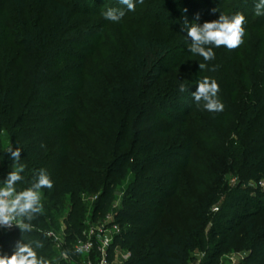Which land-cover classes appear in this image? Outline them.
Returning <instances> with one entry per match:
<instances>
[{
  "label": "trees",
  "instance_id": "16d2710c",
  "mask_svg": "<svg viewBox=\"0 0 264 264\" xmlns=\"http://www.w3.org/2000/svg\"><path fill=\"white\" fill-rule=\"evenodd\" d=\"M0 1L18 13L36 3L52 16L47 30L21 26L6 39L24 55L11 57V44H0V180L5 184L14 170L6 152L11 146L21 149L24 165L16 194L33 188L42 170L53 182L39 190L41 211L21 218L31 227L7 237L23 234L40 264H61L52 259L46 231L58 224L64 198L71 203L65 219L71 242L88 216L84 198L96 197L90 212L96 220L110 209L117 185L127 182L116 213L123 228L111 247L112 254L117 244L129 246L125 264H189L197 249L207 250L209 264H219L234 241L250 251L248 264H264V15L255 14L257 0H137L135 11L119 0L105 6V0ZM110 8L125 14L118 22L105 19ZM237 13L246 18L243 44L214 48V59L199 56L179 72L194 55L185 21L202 25ZM110 23L135 26L124 49L115 44L110 50L104 36L111 35ZM143 28L150 35L139 33ZM204 77L219 84L222 112L196 104L192 94ZM196 168L212 178L202 200L183 187ZM229 175L239 183L210 214L229 189ZM252 180L258 200L239 191ZM177 196L186 197L194 213L193 229L166 219L167 202ZM15 250L5 245L0 257Z\"/></svg>",
  "mask_w": 264,
  "mask_h": 264
},
{
  "label": "rangeland",
  "instance_id": "374dc122",
  "mask_svg": "<svg viewBox=\"0 0 264 264\" xmlns=\"http://www.w3.org/2000/svg\"><path fill=\"white\" fill-rule=\"evenodd\" d=\"M107 1L108 0L104 1V6L106 5ZM51 18L52 16L50 15V13H48L47 10L42 9L36 3H32L22 13H18L14 8L10 7L9 5L4 6L2 4V1H0V44L3 42L7 43L8 45L11 44L6 41L9 37L12 36L15 31L20 29L21 26H24L23 28H28L31 31L36 32L39 29L38 26L43 24L44 28L47 30ZM75 18L80 19L81 16H76ZM192 19H196V16L192 17ZM93 23L97 24V21ZM107 26L108 29L113 26L111 35H107V33L106 35L104 34V36H107L106 41L108 45L111 46L110 50H112L115 44L116 46H118V48L124 49L132 38V34L134 33V31H136V29L134 28L135 26L132 25L110 23ZM138 31L143 35H150L149 30L145 28L139 29ZM9 46L11 48L7 51L9 54H11V57L20 56L22 54L24 55V53H22L20 50L15 49L12 44ZM103 50L104 49L100 50V52H102ZM198 60V55H192L186 60L185 64H183L179 68V72L185 73V70L188 67L191 68L195 66ZM30 61L31 63H33V60H26V62ZM200 146L205 149L203 145L200 144ZM194 155L198 159L199 157H201L197 152H194ZM200 161L202 160L200 159ZM202 170L203 169L201 168L194 169L193 172H189L187 174L183 181V187L187 188L189 196H195L196 198H198V200H202L207 197V194L210 189L208 182L212 181L210 180L212 178L200 175ZM196 173L198 175H195ZM226 183L228 184L229 189L225 191V193L223 192L224 194H220L221 196L219 197V199L209 209L210 214L215 215L218 212L221 205H223L225 202L226 195L230 192V190L234 189L238 185L239 180H237L235 176L229 175V177L226 178ZM126 185L127 182H122L117 185L115 189L114 199L111 202L110 209L104 213H100L96 220H94L91 217L92 215L90 214L92 210L91 204L95 201L96 197L88 196L84 198L85 203L88 205V216L82 221L83 226H81L79 233L74 236V240L71 242L68 241V236L72 232H70V230L68 229V225L65 223V219L71 209V203L68 197L64 198V202L58 212V215H60V218L58 219V224L51 225V228L46 231V235L53 242L54 257H52V259H54V261L61 264H87L89 260H91L92 262H96L98 260L99 254L97 251H93L91 254H78L75 252V247L79 239L83 241L91 240L96 246H100L102 244V241L107 237V235H109L110 238L114 237L113 234L106 232L107 229H111L114 224H118L119 229L123 228L118 222L116 213L122 205V199L125 194ZM4 186L5 184H3L0 180V188H3ZM258 186V182L256 180H252L250 181L249 185L242 186L239 191H247L251 197L256 198L258 196ZM262 188L264 189V186H262ZM221 189H223V187ZM167 203L168 204L165 216L169 224H174V226H176L178 229H193L192 226L189 227V216L191 217L192 215H194V213H188L186 197L180 198L179 196H177L168 200ZM211 226L212 222L209 224V227ZM18 229L21 228L18 226ZM52 232L55 234L54 236L52 234L49 235V233ZM7 233L9 232L0 231V250L4 249L5 245H9L10 247L15 246V252H17L20 247L24 246V235H18L17 237L16 234L14 237L9 238L6 235ZM54 242L57 243L58 247H55ZM233 243H235V241L227 247V249L219 260V264H248L247 258L250 255V251L236 247ZM64 255L69 256V259L64 258ZM131 255L132 253L130 251L129 246H126L124 244H117L115 255H112L111 264H125L131 258ZM207 256V250L197 249L191 253L192 258L190 259L189 264H209Z\"/></svg>",
  "mask_w": 264,
  "mask_h": 264
},
{
  "label": "clouds",
  "instance_id": "9594fccd",
  "mask_svg": "<svg viewBox=\"0 0 264 264\" xmlns=\"http://www.w3.org/2000/svg\"><path fill=\"white\" fill-rule=\"evenodd\" d=\"M120 4L127 7L129 11H135L137 0H119ZM143 3L144 0H138ZM121 9L110 8L104 12L105 19L118 22L123 16ZM255 14L264 15V0H257L255 3ZM245 16L237 13L234 15L221 14L219 19L206 21L202 25L196 22L188 23L185 21L184 28L187 37L190 39V52L203 58L204 61H210L215 58L214 48L221 46L228 50H234L243 44V38L246 34L244 28ZM200 69L206 68L205 63H199ZM213 70H215L213 68ZM187 87L180 84L179 92L184 93ZM220 86L215 79L204 77L198 81V87L192 94L197 105L203 102V108L212 113H219L224 110V104L218 98ZM6 152L11 154L14 162L13 171L8 174L7 181L3 188H0V225L10 226L13 222L23 229L31 226L21 219L28 215L31 219V212L41 211L40 193L42 188L51 189L53 182L45 171L39 173L38 182L33 188L24 190L18 194L15 193L14 185L22 179L20 173L24 171V165L20 163L21 149L10 146ZM63 255V254H62ZM0 264H40L37 261L35 253L27 246H22L11 256L0 257Z\"/></svg>",
  "mask_w": 264,
  "mask_h": 264
},
{
  "label": "built area",
  "instance_id": "2783aa9c",
  "mask_svg": "<svg viewBox=\"0 0 264 264\" xmlns=\"http://www.w3.org/2000/svg\"><path fill=\"white\" fill-rule=\"evenodd\" d=\"M264 186V182L260 183ZM18 229V224L13 222L10 226L8 225H0L1 232H12ZM121 229H119L118 224H114L111 229H107L106 232H109L114 235V237L110 238L109 235L102 241L100 246H96L93 241H83L81 239L78 240L77 245L75 247V252L78 254H91L93 251H97L99 254V258L96 262H92L89 260L87 264H111L112 263V255H115L116 246L114 247L113 253L111 254V247L114 244L116 236L120 233ZM55 235L53 232L49 233V235ZM55 247L57 243L54 242ZM58 247V246H57ZM64 258L69 259V256L64 255Z\"/></svg>",
  "mask_w": 264,
  "mask_h": 264
}]
</instances>
